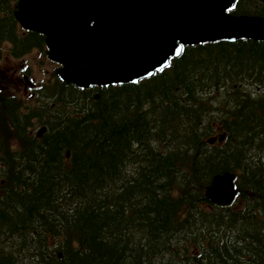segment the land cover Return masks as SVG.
<instances>
[{"label": "trees", "instance_id": "16d2710c", "mask_svg": "<svg viewBox=\"0 0 264 264\" xmlns=\"http://www.w3.org/2000/svg\"><path fill=\"white\" fill-rule=\"evenodd\" d=\"M232 12L264 16V0ZM52 86L41 137L0 90V264H264V42L186 46L97 99ZM223 171L226 207L205 196Z\"/></svg>", "mask_w": 264, "mask_h": 264}, {"label": "water", "instance_id": "95a60500", "mask_svg": "<svg viewBox=\"0 0 264 264\" xmlns=\"http://www.w3.org/2000/svg\"><path fill=\"white\" fill-rule=\"evenodd\" d=\"M233 2L20 0L16 16L25 27L47 35L49 56L63 64L62 80L91 87L149 75L176 54L180 44L264 41V18L227 13ZM233 178L229 172L215 175L207 195L218 203L230 202L235 194Z\"/></svg>", "mask_w": 264, "mask_h": 264}, {"label": "flooded vegetation", "instance_id": "af4514ba", "mask_svg": "<svg viewBox=\"0 0 264 264\" xmlns=\"http://www.w3.org/2000/svg\"><path fill=\"white\" fill-rule=\"evenodd\" d=\"M16 7L17 1L15 0H0V21L3 23L0 24V57L4 55L3 69L11 74V88L13 89L10 90V93L15 96L17 107L29 112L28 105L30 103L39 105L37 94L40 84L33 78L32 74L39 72L40 64L45 61L47 47L43 35L34 31H27L18 23H13L12 16ZM10 24H13L10 27V33H2L4 29H8ZM27 57L33 59V65L20 63L17 66L14 62L15 59L21 60ZM51 81H55L54 77L49 78L48 82Z\"/></svg>", "mask_w": 264, "mask_h": 264}, {"label": "rangeland", "instance_id": "374dc122", "mask_svg": "<svg viewBox=\"0 0 264 264\" xmlns=\"http://www.w3.org/2000/svg\"><path fill=\"white\" fill-rule=\"evenodd\" d=\"M14 62L18 66L21 61L15 59ZM53 67H54V64H51L49 62L43 64V70H42V74H41L40 78L44 79L47 76V74L51 71V69H53ZM6 82H7V78L6 77H0V87L5 86ZM256 91L258 92L257 89H256Z\"/></svg>", "mask_w": 264, "mask_h": 264}]
</instances>
